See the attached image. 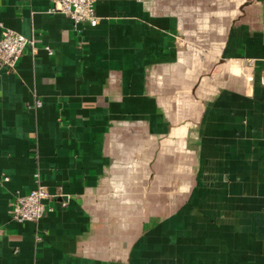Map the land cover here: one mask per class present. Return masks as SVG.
<instances>
[{
	"label": "crops",
	"instance_id": "0c3cea01",
	"mask_svg": "<svg viewBox=\"0 0 264 264\" xmlns=\"http://www.w3.org/2000/svg\"><path fill=\"white\" fill-rule=\"evenodd\" d=\"M214 1L98 0L75 28L0 0V37L35 42L0 70V264H264V0L197 24ZM36 175L69 204L14 222Z\"/></svg>",
	"mask_w": 264,
	"mask_h": 264
},
{
	"label": "built area",
	"instance_id": "2783aa9c",
	"mask_svg": "<svg viewBox=\"0 0 264 264\" xmlns=\"http://www.w3.org/2000/svg\"><path fill=\"white\" fill-rule=\"evenodd\" d=\"M98 0H50V13L62 14L68 17L75 28L80 24H88L95 27L99 24V17L96 13V3ZM34 48L33 39L26 38L21 34L5 29L0 37V70L6 68L12 70L28 48ZM49 53L51 51L48 49ZM40 102L37 103V106ZM37 185L27 193H16L11 204L10 217L17 223L39 222L48 213L55 210L53 202L59 207L66 208L69 198L60 191L51 192L43 186L36 175Z\"/></svg>",
	"mask_w": 264,
	"mask_h": 264
},
{
	"label": "rangeland",
	"instance_id": "374dc122",
	"mask_svg": "<svg viewBox=\"0 0 264 264\" xmlns=\"http://www.w3.org/2000/svg\"><path fill=\"white\" fill-rule=\"evenodd\" d=\"M237 3H238L237 0L214 1L211 3L210 8L215 9L216 12L217 11L219 12V10H220V12L224 13L223 15H221V16L217 15L215 17H208V16H205V15L203 16L202 14H200L199 16H195L192 19H194V21L197 24H207V23L211 24L213 22L216 25H220L223 27L227 26L233 17V12L237 6ZM200 8H202V7H200Z\"/></svg>",
	"mask_w": 264,
	"mask_h": 264
}]
</instances>
